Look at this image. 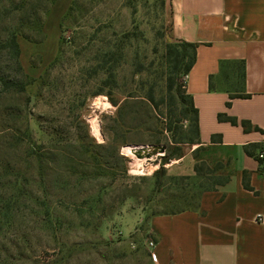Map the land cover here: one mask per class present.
<instances>
[{"label": "rangeland", "instance_id": "obj_1", "mask_svg": "<svg viewBox=\"0 0 264 264\" xmlns=\"http://www.w3.org/2000/svg\"><path fill=\"white\" fill-rule=\"evenodd\" d=\"M38 3L45 9L44 41L19 36L24 73L36 82L24 94L0 100V199L14 194L16 174L26 191L7 217L0 214V264H155L148 248L151 216L187 209L185 199L197 202L201 191L193 174H175L169 166L180 163L176 170L193 172L189 159L163 164L186 122L166 83L162 6L134 0ZM3 5L8 1L0 0ZM21 15L0 19V39ZM23 32L41 35L36 28L18 29ZM114 45H123L124 55L107 88L102 53ZM12 66L0 53V74ZM150 88L156 108L146 99ZM96 145H112L118 154L108 158ZM158 145L166 146L165 153L139 164L127 154L128 146ZM193 146L181 144L182 154ZM163 167L157 189L156 172Z\"/></svg>", "mask_w": 264, "mask_h": 264}, {"label": "crops", "instance_id": "obj_2", "mask_svg": "<svg viewBox=\"0 0 264 264\" xmlns=\"http://www.w3.org/2000/svg\"><path fill=\"white\" fill-rule=\"evenodd\" d=\"M136 1L162 2L168 43L197 45L185 90L199 112L201 143L182 162L222 163V173L231 178L202 193L196 210L151 216L154 262L264 264V222H256L258 215L264 219V159H257L264 154V0ZM241 94L247 97L231 98ZM219 113L249 121L263 132L220 122ZM247 145L256 147L253 156L246 153ZM178 164L169 165L175 174H193L176 170ZM243 172L249 174L252 191L243 187Z\"/></svg>", "mask_w": 264, "mask_h": 264}, {"label": "trees", "instance_id": "obj_3", "mask_svg": "<svg viewBox=\"0 0 264 264\" xmlns=\"http://www.w3.org/2000/svg\"><path fill=\"white\" fill-rule=\"evenodd\" d=\"M8 6L3 5L0 9V19L2 17H9L10 15L16 16V14L22 13L21 17H19L18 28L17 26H8L4 28V37L0 39V53L6 52L8 56V60L13 64L11 68H9L8 72H3L0 74V100L4 96H7L11 93L15 94H24L26 89L30 87L32 84L36 82L35 78H29V76L24 73V69L21 63V47L19 42V36L21 35L25 40L30 41L32 43H42L44 41V25L45 21H42L40 14L45 11L44 7L39 5L38 0H18L15 2L14 0H7ZM134 2H138L134 0ZM141 3V2H140ZM148 3V2H142ZM162 6V2H158ZM47 11V10H46ZM36 28L39 32L40 38L33 39L28 34L18 33V29L21 28ZM125 37V35H123ZM127 36V35H126ZM124 41H122L123 43ZM123 45H114L109 47L105 52L102 53V60L101 63L106 68L107 78L104 81V86L107 88H111L113 86V76H114V69L119 66L122 58H123ZM196 51L197 45L193 43L187 42H177V43H166L164 47V52L162 54V60L168 70L166 75V83L169 87L170 91L174 89V96L177 98L180 104V112L183 116L184 121L186 122V131H182L180 138L177 140H173L174 148L169 153L168 157H165L164 163H167L168 160L172 158L181 159L184 157L182 154L180 145L181 144H190V145H197L200 144V131H199V112L198 109L195 107L193 98L186 93L185 85L182 80L187 77L191 69L193 68L195 61H196ZM12 72V73H11ZM44 79V78H43ZM41 79V82L44 83V80ZM43 80V81H42ZM100 93H96L98 95ZM153 88H150L146 99L149 103L156 108V104H154V97H153ZM107 97L109 98L110 102L115 106L116 102L112 98L111 93H107ZM245 98L247 95H231V98ZM129 98H133L129 96ZM30 103L31 98L26 100ZM156 105V106H155ZM230 106L228 102L226 104ZM147 110V109H146ZM145 114H149V111H145ZM121 115V111L119 112V116ZM40 118V117H39ZM217 119L220 122H227L234 126H241L245 132L250 130H255L259 132H263L258 127H253L249 121L246 120H238L236 117L228 116L225 113H219ZM122 120V119H121ZM41 118L39 119L40 126L41 125ZM42 127H40L41 129ZM169 131H172V127H169ZM28 129V128H27ZM51 129H53L51 127ZM114 136L118 134L117 129H114ZM214 141V138H213ZM114 143V142H113ZM97 147L106 149V157L112 158L116 154H118L117 148H112L111 146L102 147V145H96ZM256 147L254 145H247L245 146V151L248 155L253 156L254 154L252 151ZM200 151V147L195 151V159L197 158L198 152ZM94 154V153H93ZM257 159L259 162L260 160L257 155ZM124 157L120 156V162L122 164V171L125 172L126 167L124 165ZM224 165L222 163H217L215 166H210L205 161H196L193 166V177L192 179L195 180L197 186L201 189L199 193V197L197 202L194 200L193 196L190 198H186V206L187 209H180V210H172L170 213L167 214H176L186 210H196L199 206V198L204 192L214 191L218 188L225 186L229 181L230 177L224 175L222 170ZM166 171L163 169L156 172L157 182L156 188L159 189L161 187L160 179L161 176H164ZM4 176L0 174V179ZM20 178L19 174L15 175L16 182L13 184L15 188V192L13 195H10L8 198L0 199V214L2 217H7L8 211H10V206L16 202L22 195L26 193L22 185L18 182ZM190 176H183L180 177V180H187ZM172 180H176L172 178ZM242 182L243 187L246 190L252 191L253 188L250 186L249 183V174L247 172H243L242 175ZM159 215V214H156ZM2 225V220L0 219V226ZM66 258V257H65Z\"/></svg>", "mask_w": 264, "mask_h": 264}, {"label": "water", "instance_id": "obj_4", "mask_svg": "<svg viewBox=\"0 0 264 264\" xmlns=\"http://www.w3.org/2000/svg\"><path fill=\"white\" fill-rule=\"evenodd\" d=\"M149 147H139L136 150H133V154L138 159H151L156 155H163L166 151L165 145H158L153 148H150V151L146 150Z\"/></svg>", "mask_w": 264, "mask_h": 264}, {"label": "built area", "instance_id": "obj_5", "mask_svg": "<svg viewBox=\"0 0 264 264\" xmlns=\"http://www.w3.org/2000/svg\"><path fill=\"white\" fill-rule=\"evenodd\" d=\"M183 80H184L183 83L186 84V78L183 79ZM258 158H259L260 160L264 159V154H263V153H259V154H258ZM256 222H257L258 224H263V222H264L263 217H262L261 215H258V216L256 217ZM154 247H155V242H154L153 240H150V241L148 242V248L150 249V255H151L153 261H156V256H155V253H154Z\"/></svg>", "mask_w": 264, "mask_h": 264}, {"label": "bare ground", "instance_id": "obj_6", "mask_svg": "<svg viewBox=\"0 0 264 264\" xmlns=\"http://www.w3.org/2000/svg\"><path fill=\"white\" fill-rule=\"evenodd\" d=\"M94 122V121H93ZM93 128H94V131H95V129H96V122H94V124H93ZM97 131V130H96ZM136 149H138V147H134V146H128L127 147V154H129L130 156H132V157H134V160L133 161H135V162H138V164L139 163H141V162H143L145 159L143 158V159H138V158H136L135 156H134V154H133V150H136ZM146 150H148V151H150V149L149 148H147ZM137 164V163H136ZM137 164V165H138ZM133 165V164H132ZM141 165V164H140ZM135 171V170H134ZM136 172V171H135ZM144 173V172H143Z\"/></svg>", "mask_w": 264, "mask_h": 264}]
</instances>
